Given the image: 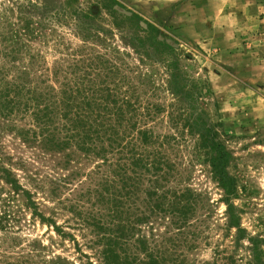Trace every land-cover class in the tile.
I'll list each match as a JSON object with an SVG mask.
<instances>
[{
  "label": "rangeland",
  "instance_id": "rangeland-1",
  "mask_svg": "<svg viewBox=\"0 0 264 264\" xmlns=\"http://www.w3.org/2000/svg\"><path fill=\"white\" fill-rule=\"evenodd\" d=\"M68 1L0 0V92L11 79L38 94L60 90L69 52L82 44L72 34L74 23H65L73 18ZM120 1L129 10L116 8L155 25L158 38L176 48L178 87L171 91L166 83L170 56L138 38L145 34L136 20L115 27L103 10L105 20L94 22L112 34L96 49L132 77L137 89L122 91L139 96L143 110L159 106L143 127L168 141L164 151L178 173L168 185L191 191L195 206L185 221L162 212L140 219L145 182L131 193L116 192L115 167L101 158L111 155L73 143L49 147L32 110L3 108L0 95V264H105L99 220L115 230L125 226L132 239L119 246L130 244L140 257L150 251L185 264H264V0ZM92 3L73 5L83 16L97 8ZM202 124L230 154L232 195L197 145ZM227 202L238 225L230 221Z\"/></svg>",
  "mask_w": 264,
  "mask_h": 264
},
{
  "label": "trees",
  "instance_id": "trees-1",
  "mask_svg": "<svg viewBox=\"0 0 264 264\" xmlns=\"http://www.w3.org/2000/svg\"><path fill=\"white\" fill-rule=\"evenodd\" d=\"M74 1L67 2L68 15L73 18L70 21L66 19L65 23L69 26L74 23L72 34L79 37L82 44L73 49L72 53L69 52L72 62L64 73L65 81H62L60 90L47 87L38 94L35 92L38 88L28 89L25 82L3 80L4 92H0V95L5 102L1 106L6 109L12 106L32 110L33 125L40 130L42 141L49 147L60 148L73 143L82 150L111 155V158H101L115 167L114 172L118 179L113 187L117 189L116 192L127 188L128 193H131L135 186L145 182L147 203L145 212L143 209L139 212L142 214L140 219L162 212L178 216L183 221L187 220L192 206H195L193 194L180 186L168 185L176 180L178 174L164 151L163 145L168 141L155 134L151 128L143 127L146 126L144 117L151 118L153 111L155 113L159 106L153 104L154 107L143 110L139 104V96L128 94L130 89L121 90V86L132 90L137 88L131 80L132 77L125 74L118 64L110 61L105 53L96 49L97 42L104 44L105 36L111 35L112 31L111 28H104L94 22L95 18L105 20V10L111 16L115 27H118V21L136 20L138 30L145 34V38L143 34L138 38L170 56L171 61L166 60L164 65L168 75L166 83L171 91L178 87L180 77L176 60L171 57L176 54V48L158 38L160 31L155 25L139 18L132 11L128 16L116 8L115 5L128 9L120 0H92L91 5L97 7L94 8L96 13L90 7L83 16H79L78 9L73 5ZM140 20L146 27L139 24ZM99 32H103L104 36ZM68 48L69 46L66 47ZM33 99L35 102H31ZM41 99L46 103L40 105ZM199 129L203 131L198 134L197 145L206 151L218 184L225 194L232 195L236 189L235 179L226 170L230 154L210 128L202 124ZM227 208L230 211V221L238 225L237 215L232 212L233 206L230 202H227ZM121 209L122 206H119L114 212L118 213ZM96 223L97 234L103 243L102 257L105 264H185L183 259H166L164 253L149 251L143 252L142 257L135 255L130 251V244L121 248L119 246L122 241L132 239L131 234H124L125 226L119 225L115 230L111 222L105 225L104 221L99 220ZM135 240L143 244L139 237ZM144 250L147 251L145 245Z\"/></svg>",
  "mask_w": 264,
  "mask_h": 264
}]
</instances>
